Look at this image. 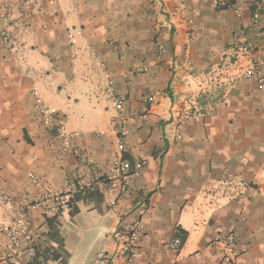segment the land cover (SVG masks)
<instances>
[{"label": "crops", "instance_id": "0c3cea01", "mask_svg": "<svg viewBox=\"0 0 264 264\" xmlns=\"http://www.w3.org/2000/svg\"><path fill=\"white\" fill-rule=\"evenodd\" d=\"M229 2L10 0V46L0 38V260L4 227L26 220L44 248L56 217L66 264H124L136 222L135 264H264V90L242 76L240 48L249 41L264 56V0ZM120 156L147 163L126 186L111 175ZM44 185L72 189L71 208L51 209ZM178 229L188 237L175 250ZM230 236L239 254L227 262ZM22 247L30 264L35 251Z\"/></svg>", "mask_w": 264, "mask_h": 264}, {"label": "built area", "instance_id": "2783aa9c", "mask_svg": "<svg viewBox=\"0 0 264 264\" xmlns=\"http://www.w3.org/2000/svg\"><path fill=\"white\" fill-rule=\"evenodd\" d=\"M219 6L224 8L232 7L229 0H218ZM190 25L193 21L190 20ZM194 39V30L190 28L187 33V43L189 44ZM241 50L245 51L249 55L248 65L243 69L242 76L246 79H255L259 85V88L264 90V56H257L258 49L255 48L253 43L249 41H244L240 45ZM190 66V63H189ZM109 97L114 101L116 109L121 110L124 104V100L118 97L116 88L114 86V81L109 80ZM39 101V100H38ZM198 116L194 113H185L181 116L183 121L194 120ZM120 123L116 124L115 131L118 136V150L120 154L124 150V138L126 136V131L124 125L127 119L120 116ZM146 161H135L125 159L120 156L115 160L111 166L112 178L118 181L121 185L126 186L129 182L130 176L139 173L145 166ZM45 196L43 201L47 203L51 209L59 210L61 207L71 208L72 199L74 191L68 189L64 192H59L49 185H44ZM138 222L132 224L127 233L126 242L123 247V260L124 264H135L137 251H138ZM2 231L7 235V254L0 260V263L4 264H22V259L26 254V251L22 246H27L30 251L36 250V240L33 234L31 224L26 220L22 219L15 223L14 225L4 227ZM182 241L180 237H176L170 244L172 249L179 250ZM235 244L234 236H230L224 241L225 255L224 260L227 262H232L238 257V252L233 248ZM101 262L105 263L108 259L106 253H101L99 255Z\"/></svg>", "mask_w": 264, "mask_h": 264}, {"label": "trees", "instance_id": "16d2710c", "mask_svg": "<svg viewBox=\"0 0 264 264\" xmlns=\"http://www.w3.org/2000/svg\"><path fill=\"white\" fill-rule=\"evenodd\" d=\"M230 3L233 4L232 2ZM220 8H224V7L220 6ZM47 221L49 222L51 228L48 237L51 240L52 244L44 248L38 247L35 250L33 261L30 264H42L44 261L48 259L58 261L62 264H66L68 259V254L64 251L62 245L63 239L60 236L59 231L57 229V218L48 217ZM176 237L181 238L182 246H183V244L187 240L188 234L182 229H178L176 233Z\"/></svg>", "mask_w": 264, "mask_h": 264}, {"label": "rangeland", "instance_id": "374dc122", "mask_svg": "<svg viewBox=\"0 0 264 264\" xmlns=\"http://www.w3.org/2000/svg\"><path fill=\"white\" fill-rule=\"evenodd\" d=\"M10 0H0V8H5L6 13L3 16H0V38L1 42L5 46H10V40L13 38L10 34L9 30L6 29L9 27L10 20L8 18L9 10L11 9V6L9 4ZM6 26V28L3 27Z\"/></svg>", "mask_w": 264, "mask_h": 264}]
</instances>
